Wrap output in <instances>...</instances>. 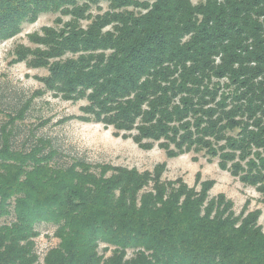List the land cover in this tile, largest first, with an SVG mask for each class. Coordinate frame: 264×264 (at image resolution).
<instances>
[{"label": "trees", "instance_id": "1", "mask_svg": "<svg viewBox=\"0 0 264 264\" xmlns=\"http://www.w3.org/2000/svg\"><path fill=\"white\" fill-rule=\"evenodd\" d=\"M45 14L55 25L13 61L85 101L79 121L144 150L202 154L264 197V0H0V44ZM30 103L0 108V264H264L258 211L236 216L210 184L61 166L46 138L13 148ZM42 225L57 244L40 260Z\"/></svg>", "mask_w": 264, "mask_h": 264}, {"label": "rangeland", "instance_id": "2", "mask_svg": "<svg viewBox=\"0 0 264 264\" xmlns=\"http://www.w3.org/2000/svg\"><path fill=\"white\" fill-rule=\"evenodd\" d=\"M195 4L197 0H192ZM102 11L106 5H102ZM98 11L93 10V14ZM58 15L39 16L33 24H26L16 37L0 44V108L4 112L16 110L22 101L30 100V110L25 120L18 125V131L12 140L13 148L28 149L36 138L52 141L60 153L57 163L69 165L72 160H82L92 167L108 166L138 173L158 176L165 184H184L199 191L201 185L210 184L209 198L224 195L232 203L235 215L243 208L246 213L258 211V225L264 233V197L253 188L243 185L229 172L222 171L217 161H206L202 154L188 153L171 157L158 146L144 150L133 143L130 138L117 135L111 128L101 124L79 121L80 110L85 101H65L57 93L43 86L41 82L47 77L42 68H32L25 63L14 62V50L22 45L34 49L28 41L32 34H42V29L54 26ZM63 20H67L63 18ZM86 25V23H84ZM78 120H77V119ZM11 218L3 220L9 223ZM36 238L37 253L42 260L47 247H53L57 240L53 237L50 226L38 227ZM104 246H100L99 251ZM110 252L106 254L109 256ZM130 252L128 257H130Z\"/></svg>", "mask_w": 264, "mask_h": 264}]
</instances>
